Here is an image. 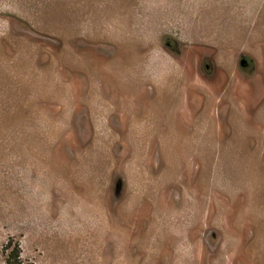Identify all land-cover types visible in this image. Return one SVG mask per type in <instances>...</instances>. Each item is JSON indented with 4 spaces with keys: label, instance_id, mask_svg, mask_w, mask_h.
<instances>
[{
    "label": "rangeland",
    "instance_id": "1",
    "mask_svg": "<svg viewBox=\"0 0 264 264\" xmlns=\"http://www.w3.org/2000/svg\"><path fill=\"white\" fill-rule=\"evenodd\" d=\"M11 237L264 264V0H0V264Z\"/></svg>",
    "mask_w": 264,
    "mask_h": 264
},
{
    "label": "trees",
    "instance_id": "2",
    "mask_svg": "<svg viewBox=\"0 0 264 264\" xmlns=\"http://www.w3.org/2000/svg\"><path fill=\"white\" fill-rule=\"evenodd\" d=\"M21 252L19 242L11 237L4 247L5 264H27L22 258Z\"/></svg>",
    "mask_w": 264,
    "mask_h": 264
},
{
    "label": "flooded vegetation",
    "instance_id": "3",
    "mask_svg": "<svg viewBox=\"0 0 264 264\" xmlns=\"http://www.w3.org/2000/svg\"><path fill=\"white\" fill-rule=\"evenodd\" d=\"M176 45H178V42L174 39V38H170V39H168L167 41H166V46L171 50V51H175V46ZM177 51V50H176ZM243 59H246L247 61H245V65L243 66L242 65V63H241V66H242V68L243 69H248V68H250L251 66H253V61H252V59L251 58H249V57H247V56H243L242 58H241V61L240 62H242V60ZM210 67V65L209 64H207V68H209Z\"/></svg>",
    "mask_w": 264,
    "mask_h": 264
},
{
    "label": "water",
    "instance_id": "4",
    "mask_svg": "<svg viewBox=\"0 0 264 264\" xmlns=\"http://www.w3.org/2000/svg\"><path fill=\"white\" fill-rule=\"evenodd\" d=\"M245 61H247V60L243 59L242 62H241L243 66L245 65Z\"/></svg>",
    "mask_w": 264,
    "mask_h": 264
}]
</instances>
